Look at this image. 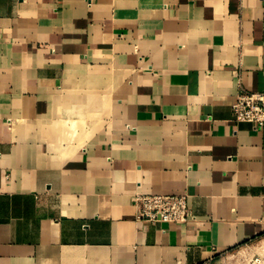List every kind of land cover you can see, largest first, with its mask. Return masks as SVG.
<instances>
[{"label": "crops", "instance_id": "1", "mask_svg": "<svg viewBox=\"0 0 264 264\" xmlns=\"http://www.w3.org/2000/svg\"><path fill=\"white\" fill-rule=\"evenodd\" d=\"M241 86L264 92V0H0V264H264Z\"/></svg>", "mask_w": 264, "mask_h": 264}, {"label": "built area", "instance_id": "2", "mask_svg": "<svg viewBox=\"0 0 264 264\" xmlns=\"http://www.w3.org/2000/svg\"><path fill=\"white\" fill-rule=\"evenodd\" d=\"M235 119L264 128V92L240 87L234 105ZM133 203L137 217L152 223H184L191 217L188 196L136 193ZM259 260V259H258Z\"/></svg>", "mask_w": 264, "mask_h": 264}]
</instances>
